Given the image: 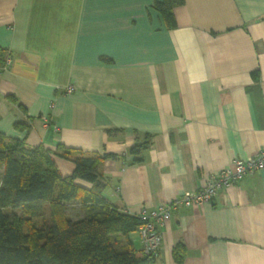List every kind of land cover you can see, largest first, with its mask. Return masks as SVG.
I'll return each mask as SVG.
<instances>
[{
	"label": "crops",
	"instance_id": "0c3cea01",
	"mask_svg": "<svg viewBox=\"0 0 264 264\" xmlns=\"http://www.w3.org/2000/svg\"><path fill=\"white\" fill-rule=\"evenodd\" d=\"M154 1L0 0V132L116 155L98 167L102 194L132 214L264 145V0H183L171 29ZM147 134L133 163L129 148ZM158 231L152 264H264V168L172 210ZM130 239L141 250L136 231Z\"/></svg>",
	"mask_w": 264,
	"mask_h": 264
},
{
	"label": "trees",
	"instance_id": "16d2710c",
	"mask_svg": "<svg viewBox=\"0 0 264 264\" xmlns=\"http://www.w3.org/2000/svg\"><path fill=\"white\" fill-rule=\"evenodd\" d=\"M182 3L153 2L167 29L175 27L173 9ZM16 126L28 129L26 124ZM151 138L147 134L129 148L133 163L141 160ZM54 156L73 163L69 174L60 173ZM113 156L27 146L23 139L0 132V264H152L155 256L137 250L130 239L141 223L137 214L118 209L102 194L98 167ZM73 201L83 206L82 217L67 214ZM182 256V244L175 243L172 257L179 261Z\"/></svg>",
	"mask_w": 264,
	"mask_h": 264
},
{
	"label": "built area",
	"instance_id": "2783aa9c",
	"mask_svg": "<svg viewBox=\"0 0 264 264\" xmlns=\"http://www.w3.org/2000/svg\"><path fill=\"white\" fill-rule=\"evenodd\" d=\"M71 87L67 88L69 92ZM264 168V145L246 159L234 158L231 166L221 168L210 175L203 186L194 192H184L179 197L151 209L141 208L137 216L141 223L137 234L141 251L145 255H156L161 246V235L158 228L165 224L171 211L179 206H199L209 202L222 189L228 188L239 179L252 175Z\"/></svg>",
	"mask_w": 264,
	"mask_h": 264
},
{
	"label": "rangeland",
	"instance_id": "374dc122",
	"mask_svg": "<svg viewBox=\"0 0 264 264\" xmlns=\"http://www.w3.org/2000/svg\"><path fill=\"white\" fill-rule=\"evenodd\" d=\"M67 214L71 218L82 217L84 215V208L77 201L70 202L67 204ZM34 220H36V219H34ZM39 221L36 220V222H39Z\"/></svg>",
	"mask_w": 264,
	"mask_h": 264
}]
</instances>
